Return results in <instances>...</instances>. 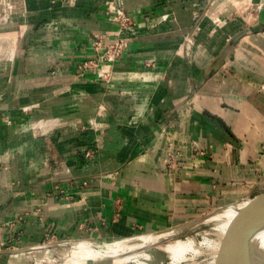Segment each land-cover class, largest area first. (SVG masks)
Segmentation results:
<instances>
[{"label": "crops", "instance_id": "1", "mask_svg": "<svg viewBox=\"0 0 264 264\" xmlns=\"http://www.w3.org/2000/svg\"><path fill=\"white\" fill-rule=\"evenodd\" d=\"M98 35L125 39L105 80L78 68ZM261 184L264 0H0V257L178 225Z\"/></svg>", "mask_w": 264, "mask_h": 264}, {"label": "bare ground", "instance_id": "2", "mask_svg": "<svg viewBox=\"0 0 264 264\" xmlns=\"http://www.w3.org/2000/svg\"><path fill=\"white\" fill-rule=\"evenodd\" d=\"M238 203L220 206L213 215L208 216L206 223H212V229L219 232L218 240L203 236L202 240L198 242L193 237L165 240L167 243L163 241V247L159 249L160 252H165L168 255V264L180 262L188 252H191L192 256L199 255L202 248L211 252V264H258L264 260V196L242 199ZM189 224L191 222L187 223L186 231L192 228ZM165 232H160V234ZM246 233L248 235L244 237ZM175 234L177 232L172 235ZM170 237L171 234L166 238ZM250 242L254 243L252 249L246 245ZM137 243L124 245L116 243L115 247L107 249L98 243H94L95 247H93L90 245L91 242L87 240H77L70 242L68 246L72 248L73 245H76L78 252L69 255L62 264H91L105 258L110 259L111 264H125L127 262L149 264L158 258L159 254L156 252L154 255L148 251L137 254L136 248L145 250L141 248L143 245L147 248L152 245L151 243L146 244V242ZM19 252L21 251L19 250L17 253Z\"/></svg>", "mask_w": 264, "mask_h": 264}, {"label": "rangeland", "instance_id": "3", "mask_svg": "<svg viewBox=\"0 0 264 264\" xmlns=\"http://www.w3.org/2000/svg\"><path fill=\"white\" fill-rule=\"evenodd\" d=\"M249 9L251 8L249 7ZM247 194L248 193H244V195H240L236 198L226 201L228 203L216 204L210 210L205 211L204 213H199L196 217L193 218V220L187 221L185 223L180 222L181 224H178V225L174 224L175 226L170 225L169 227L165 226L159 229L149 230V231L148 230L146 231L144 229H136L127 238H119L118 236H115V235L113 236L111 233L107 234L104 231L98 232L97 230H90V231L88 230L77 237H67V236L63 237V236L54 234L55 236L50 239L51 242L48 244L47 247L41 248L39 250L31 251V252H24L16 256L0 257V264H62L69 255H72V254L74 255V253L78 252L76 245H73L71 248L68 246V244L65 243V240L75 242L81 239L91 242L90 245H92L93 247H95L94 243H98L99 245H102V247L104 246L103 248H107V249L115 247L116 243L123 244V245L127 243L138 244L137 242H141V243L146 242V244L151 243L152 245L148 246L149 248H147V246L142 244L143 247L141 248L145 250H140L139 248H136L135 252L138 254L143 251H146V252L148 251V253L151 252L153 255L156 252L157 254H159L158 258L153 260L149 264H168L169 263L168 255L165 252H160V249H159L163 247V241L173 240L179 237L183 239L186 237H193L195 241L198 242L202 240L203 236H207L209 238L218 240L219 232H216L212 229V223H206L208 216L213 215L215 210H217L221 205L223 206L225 204L226 205L239 204L238 203L239 200H242V199H248V198H252L255 196H259V195L264 196V184H261L260 186H258L255 190H253L250 193V195H247ZM188 222L189 223L191 222L189 226H192V228L186 231L185 227H187ZM163 231H166V232L163 234H160V232H163ZM176 232L177 234L172 235L173 233H176ZM170 234H171V237L166 238ZM246 235H248V233H246L244 237ZM58 240L59 241L61 240V241L59 242ZM159 240H162V242H159ZM164 243H167V242L165 241ZM246 245L248 246L249 249H252L254 247L253 242L247 243ZM11 246H15V244L0 240V248H7ZM184 259L182 258L180 262L177 261L176 263H172V264H211V261H212L211 252L206 248H202L201 253L199 255L192 256L191 252H188L184 256ZM91 264H111V263H110V259L107 260V258H105V259H99L95 262H92ZM125 264H132V263L127 262ZM258 264H264V260H262Z\"/></svg>", "mask_w": 264, "mask_h": 264}, {"label": "built area", "instance_id": "4", "mask_svg": "<svg viewBox=\"0 0 264 264\" xmlns=\"http://www.w3.org/2000/svg\"><path fill=\"white\" fill-rule=\"evenodd\" d=\"M108 16L112 22L119 24L120 28L128 27L132 23L131 16L122 9L112 8ZM91 47L92 56L83 60L78 68L81 71L94 70L100 80H105L110 74L112 63L123 54L125 39L120 35H98L91 41Z\"/></svg>", "mask_w": 264, "mask_h": 264}, {"label": "water", "instance_id": "5", "mask_svg": "<svg viewBox=\"0 0 264 264\" xmlns=\"http://www.w3.org/2000/svg\"><path fill=\"white\" fill-rule=\"evenodd\" d=\"M70 242H71V241H69V240H68V241H67V240H65V243H66V244H70Z\"/></svg>", "mask_w": 264, "mask_h": 264}]
</instances>
